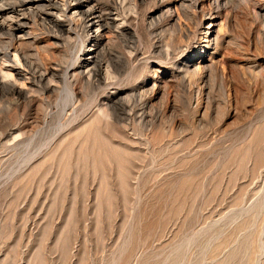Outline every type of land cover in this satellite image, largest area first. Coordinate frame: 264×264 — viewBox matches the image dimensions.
Wrapping results in <instances>:
<instances>
[{
  "label": "rangeland",
  "instance_id": "obj_1",
  "mask_svg": "<svg viewBox=\"0 0 264 264\" xmlns=\"http://www.w3.org/2000/svg\"><path fill=\"white\" fill-rule=\"evenodd\" d=\"M57 1L0 26V264H264V0H95L88 67Z\"/></svg>",
  "mask_w": 264,
  "mask_h": 264
},
{
  "label": "bare ground",
  "instance_id": "obj_2",
  "mask_svg": "<svg viewBox=\"0 0 264 264\" xmlns=\"http://www.w3.org/2000/svg\"><path fill=\"white\" fill-rule=\"evenodd\" d=\"M55 1H57V0H55ZM70 1L72 2L71 4H68L66 7L64 6L65 7L64 9H61L62 16L66 19V20L65 19L64 20L65 21L68 20L69 24H65L63 22H61V23L57 22V23L60 25L59 27H62V29H64L65 31L70 33L72 31V25L75 22H77L76 24L79 25V27L81 28L82 34L85 36V41L90 42L92 44L90 47V50L86 51L81 56L79 55L80 57H77L78 63L81 66L85 65L86 67H88L91 64H93L94 55L96 54V51L99 49L100 46L103 45V41H104V37H105L103 32L109 28V26L107 24L108 22L105 23L106 20H108V19L100 11V7L98 6V4H96L97 2L95 0H70ZM51 2H53V0H15V2H13V3L10 2L11 4L8 3L6 8L0 7V19H4V20H0V26H2V28L8 29L9 31H12L13 33H15L17 35L19 33V34L25 36L27 34L26 28H25V26L27 25V14L29 13V12L27 13V11L34 10V7H36V8L37 7L39 8L40 6L44 7V4L51 3ZM58 3H60V2H58ZM58 3H56V4L58 5ZM64 4H67V3L64 2ZM73 4L74 5L77 4V5L74 7ZM52 5H53V3H52ZM56 6H55V8H56ZM23 36L20 38H23ZM12 51H14L15 54L18 52V50L16 51L14 49ZM7 53H10V52L8 51ZM7 53L5 52L3 56L0 54V62L1 61L5 62L3 59H6V62H8V63H9V61H11L10 55ZM74 60H76V59H74ZM14 63L15 62H13V64ZM2 65H3V67H1V68L6 67V66H4L5 63ZM15 65L18 66V64H16V63H15ZM13 67L7 66V68H5V69L7 71H10L11 73H14L13 76L15 75L18 79H23L24 76H23L22 72L19 71L18 69L16 70ZM3 70L4 69H2L0 71H3ZM38 76H39V79L41 81L45 79V75H43L42 72ZM12 87H14V86H12ZM13 89H15V88H13Z\"/></svg>",
  "mask_w": 264,
  "mask_h": 264
}]
</instances>
